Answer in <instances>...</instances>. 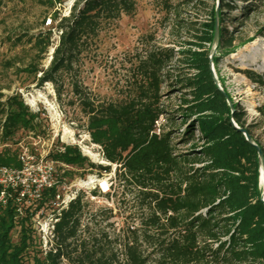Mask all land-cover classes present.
I'll return each mask as SVG.
<instances>
[{
  "label": "trees",
  "instance_id": "obj_1",
  "mask_svg": "<svg viewBox=\"0 0 264 264\" xmlns=\"http://www.w3.org/2000/svg\"><path fill=\"white\" fill-rule=\"evenodd\" d=\"M64 1L40 0L50 8ZM137 1L75 0L68 15L60 17L54 11L50 24L56 22L54 27L60 34L50 64L46 69L28 68L34 74L40 73L37 84L52 83L60 97L58 75L74 70L85 45L97 37L103 24L132 15ZM262 1L248 3L246 11H255ZM223 2V8H232ZM159 4L169 13L175 6L171 0H159ZM215 17L211 11L204 22L192 27V40L177 51L146 48L134 66L141 83L128 99L95 102L71 79L72 95L87 118L90 142L99 147L109 165H94L78 147L64 144L47 157L72 167L86 164L103 173L111 172L115 165L118 184L136 190L138 206L147 213L141 217L139 228L130 231L134 238L123 244L124 260L119 264H264V203L260 199L258 152L238 129L246 130L259 147L263 173L264 143L254 138L251 126L246 125L242 107L214 83L210 62L219 81L218 53L228 52L235 40L219 23L218 43L210 59ZM50 32L46 29L35 39L42 53L50 44ZM173 70L174 81L168 84L177 86L183 95L175 109H168L159 102L161 87L172 78ZM242 73L253 83L263 85L255 71L246 69ZM262 110L259 107V112ZM164 114L169 125L179 120L176 136L157 128ZM40 126L38 114L20 95L4 96L0 89V168L22 167L18 148H14L20 137H15L23 133L36 138ZM183 144L190 146L179 150ZM66 174L64 170L60 183ZM55 192L56 188L44 191L37 207L26 208L20 214L12 200L0 208V264H60L65 258L64 248L79 227L83 206L80 194L61 210L48 251L42 257L33 255L29 263L26 257L34 237L32 217ZM16 227L18 237L13 242L11 233ZM139 241L148 243V254L140 252ZM85 264L112 263L87 254Z\"/></svg>",
  "mask_w": 264,
  "mask_h": 264
},
{
  "label": "rangeland",
  "instance_id": "obj_2",
  "mask_svg": "<svg viewBox=\"0 0 264 264\" xmlns=\"http://www.w3.org/2000/svg\"><path fill=\"white\" fill-rule=\"evenodd\" d=\"M74 1L65 0L61 5L50 8L40 0H0L1 93L4 96L20 95L28 108L38 114L41 124L39 139L23 133L15 137H20V142L14 148L20 152L22 147L23 152L32 155L20 175L21 181L25 183V193L31 189L33 180L38 178L40 169L44 170L47 154L61 149L62 144L78 147L82 155L94 165L106 163L99 147L90 142L86 131L87 118L71 92L72 80H76L95 102L128 99L135 95L141 83L134 69L138 56L149 47L173 51L181 49L186 41L192 40V27L204 22L211 11L215 12L216 24L223 23L235 39L228 52L218 53V85L234 103L242 107L246 125L251 126L254 138L264 143V1L258 4L255 11H246L248 3L254 0H225L232 8H223V0H171L175 6L169 13L160 6L159 0H138L132 15H122L118 20L103 24L97 37L85 45L74 70L69 74L58 75L57 87L62 89L58 97L52 83L39 86L37 79L40 73L34 74L28 68L29 65L38 69L49 66L59 32L54 27L56 22L47 26L45 22L52 18L54 11L60 17L68 15ZM45 28L51 30L50 44L46 52L42 53L41 45L35 44V39L40 32L44 33ZM246 69L255 71L263 85L247 79L242 73ZM174 74L175 70L172 71V78L166 79L162 85L159 102L172 109L179 105V97L183 95L177 86L168 84L174 81ZM259 107L263 108V112H259ZM178 123L176 119V125H169L164 114L157 128H164L171 133L170 136H176L174 133L179 131L175 130ZM65 131L70 133L69 136L64 135ZM1 146L0 140V149ZM189 146L179 145L178 149L186 150ZM86 149L97 154V159L89 157L84 152ZM115 169L116 166L112 165L111 172L103 173L86 164L82 168L54 164L56 178L64 170L67 172L58 188L59 193L80 194L83 205L76 236L68 240V246L64 248L65 258H61L60 264H85L87 254L93 255V258L107 259L112 264L124 260L123 244L134 238L130 231L139 228V221L147 212L139 208L133 187L118 184ZM89 178L104 181L106 188L98 182L84 185ZM12 202L22 212L26 208L33 210L36 206L27 195L22 199L14 197ZM50 211L51 208H46L39 219L50 222ZM31 223L34 237L26 256L28 263L33 255L42 257L52 244L48 240L49 236L44 242L34 220ZM18 231L16 227L11 233L13 242L17 241ZM138 244L143 255L151 251L148 243L139 241Z\"/></svg>",
  "mask_w": 264,
  "mask_h": 264
},
{
  "label": "built area",
  "instance_id": "obj_3",
  "mask_svg": "<svg viewBox=\"0 0 264 264\" xmlns=\"http://www.w3.org/2000/svg\"><path fill=\"white\" fill-rule=\"evenodd\" d=\"M50 22L51 19H47L45 25H50ZM36 138L39 139V136ZM21 150L22 151L20 152L18 151V159L22 163V167L19 170L8 167L0 168V208H4L7 205L8 200H12L14 197L22 199L25 198L26 195L31 197L32 202L36 203L35 207H37L39 201L43 199L44 191L56 188L54 195L51 198L44 200L43 205L37 208L32 217V220H34L36 223L35 225L37 226L36 230H38L37 232L41 235L42 240L47 242L49 236L50 239L48 240L51 243L54 237V225L58 221V216L60 215L61 210L67 208L68 203L75 199L77 193H65L63 195L59 193L58 188L63 181L61 180L60 183L59 178L55 177L54 164H59L61 166H64V164L57 163L51 158H48L45 161L43 165L44 170L40 169L41 173L38 175V178L33 180L31 189L25 193V183L21 181L20 175L25 170L26 161L31 158L32 155L30 152L27 154L23 152L22 147ZM48 207L51 208L50 222H42L39 218L43 216L44 211ZM16 211L19 214L22 212L21 208L18 207H16Z\"/></svg>",
  "mask_w": 264,
  "mask_h": 264
},
{
  "label": "water",
  "instance_id": "obj_4",
  "mask_svg": "<svg viewBox=\"0 0 264 264\" xmlns=\"http://www.w3.org/2000/svg\"><path fill=\"white\" fill-rule=\"evenodd\" d=\"M217 43H218V27H217V24H215V30H214V35H213V42H212L211 49H210V59H211V57L213 55L214 49H216ZM210 69H211V72H212V77H213L214 83L222 91V89L218 85L217 77H216V75L214 73V70H213V67H212V62H210ZM238 130L243 134V136H244V138H245L246 141H248L250 144H252L253 146H255V148H256V150L258 152V159H259V184L262 187L260 199L264 203V173H263V159H262V154L260 152L259 147L253 142V140L251 139V137L247 134L246 130H244V129H238ZM105 165H109V164L108 163H105Z\"/></svg>",
  "mask_w": 264,
  "mask_h": 264
},
{
  "label": "bare ground",
  "instance_id": "obj_5",
  "mask_svg": "<svg viewBox=\"0 0 264 264\" xmlns=\"http://www.w3.org/2000/svg\"><path fill=\"white\" fill-rule=\"evenodd\" d=\"M38 98H41V96H38ZM69 132L68 131H65L64 135H68L69 136ZM84 152L89 156L91 157L92 159L96 160L98 155L95 154V153H92L91 151L89 150H84ZM94 182H98L99 184H101L104 188H106V183L102 180H94L93 178H89L85 183L84 185L88 186V185H92Z\"/></svg>",
  "mask_w": 264,
  "mask_h": 264
}]
</instances>
